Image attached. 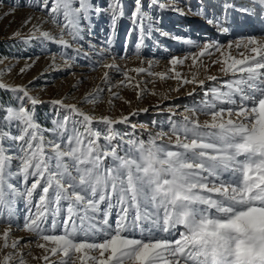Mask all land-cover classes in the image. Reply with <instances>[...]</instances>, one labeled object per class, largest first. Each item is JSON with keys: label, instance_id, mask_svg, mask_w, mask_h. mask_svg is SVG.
<instances>
[{"label": "snow or ice", "instance_id": "snow-or-ice-1", "mask_svg": "<svg viewBox=\"0 0 264 264\" xmlns=\"http://www.w3.org/2000/svg\"><path fill=\"white\" fill-rule=\"evenodd\" d=\"M257 3L264 6V0ZM43 5L47 8L48 0ZM159 7L183 14L174 3ZM102 11L109 13L114 31L124 15L122 0H109L104 9L92 0H54L50 14L60 27V37L34 25L28 38L39 33L45 40L71 47L64 33L73 41L82 40L81 20ZM131 19L139 27L142 44L152 22L141 11V0H136ZM216 27L229 30L222 23ZM186 43L194 45L191 40ZM141 44L136 45L137 54ZM215 53L219 56L211 63L219 64V71L230 79L210 89L211 99L201 108L208 119L201 123L185 117L168 133L150 134L147 140L125 139L114 129L128 123L129 116L96 117L63 100L50 103L69 114L54 121L53 129H42L34 119V106L42 101L24 86L0 82V89L22 94L16 97L18 106L0 108L4 113L0 115V219L9 224L0 234V252L18 249L25 239L9 243L13 207L22 198L27 215L21 230L35 237V246L43 251L36 259L44 264H264V35L227 45L209 42L187 56H174L169 61L171 78L202 86L204 80L196 74L183 77L176 66L188 59L193 67L198 62L203 66L200 58ZM103 67L120 71L115 64ZM145 71L144 67L125 69L118 86L139 88L129 72ZM149 75L166 78L160 72ZM103 80L108 83V72ZM112 95L119 98L118 93ZM99 99L93 93L85 96V102L92 104ZM94 122L105 126L103 132ZM10 127L17 134L4 130ZM45 131L52 132V138ZM8 139L12 148L19 142L15 155L4 146ZM13 160L18 161L15 171ZM14 179L24 184L23 191ZM14 255L19 257L15 264H27L18 252L4 254L0 264H13Z\"/></svg>", "mask_w": 264, "mask_h": 264}, {"label": "rangeland", "instance_id": "rangeland-1", "mask_svg": "<svg viewBox=\"0 0 264 264\" xmlns=\"http://www.w3.org/2000/svg\"><path fill=\"white\" fill-rule=\"evenodd\" d=\"M256 1L141 0V11L152 22V31L150 34L145 33L141 44L139 27L131 19L136 10V0H122L124 15L118 20L114 31L109 13H90L88 20L80 22L83 39L73 41L65 32L64 38L71 44V47H65L54 40L39 37V33L36 38H28L34 25L57 39L60 37V27L53 23L50 14L54 0H48L47 8L44 7L43 0H0V82L10 86H24L31 96L42 101L34 106V119L42 129H53L54 121H60L69 114L60 105L51 104L52 100L75 104L82 111L96 117L107 115L117 119L122 115L129 116L128 123L113 126L125 139L147 140L150 134L168 133L173 124L182 123L185 117L198 118L202 123L208 119L201 108L205 101L211 99L210 89L221 87L224 81L230 79L219 71V64L211 63L219 53L200 58L203 66L198 62L193 67L191 59L176 66V71L182 73L183 77L191 79L196 74L198 79L204 80L202 86L183 84L182 81L171 78L174 73L169 61L174 56L182 58L197 52L199 46L205 43L227 45L250 35H264V6ZM92 3L104 9L109 0H92ZM161 3H174L183 14L170 8H160ZM13 8L15 11L11 12ZM244 9L247 11H243ZM10 12L11 14H6ZM201 12L203 15L198 14ZM29 18L30 22L25 23ZM57 19L62 21V16L58 15ZM217 23L227 27L228 32L219 31ZM17 32L21 35L16 36ZM109 40L111 44L108 43ZM188 40L193 41L194 45L186 43ZM137 44H141L138 54ZM77 49L80 50L79 53ZM104 64L118 65L120 71L105 68ZM136 67L146 69L140 74L129 72V76L134 78L132 84L139 82V88L118 86L124 80L123 71ZM22 68L26 70L21 72ZM149 71L165 73L166 78L149 75ZM105 72L109 74L108 83L103 80ZM209 75L218 79L208 80ZM98 89L103 91L98 92ZM89 93L99 96V101L95 104L85 102V96ZM112 93H118L119 98ZM138 93H141L139 98ZM17 95L22 94L0 89V108L18 106ZM25 104L30 109L33 107L27 101ZM133 112L138 114L130 115ZM94 127L102 132L105 128L103 124L95 122ZM4 130L11 135L17 134L15 127ZM44 135L52 138L53 133L45 131ZM166 139L165 137V141ZM12 143L11 139L4 142L9 155L16 154L19 144L16 142L17 147L12 148ZM17 163L18 161L13 160V171L16 170ZM12 182L23 191L22 182L18 183L15 179ZM115 211L114 209L113 216ZM26 215V202L22 198L18 199L13 207L9 243L21 237L25 239L21 240L18 249L9 247L0 252V259L6 253L18 252L27 264H44L41 259H36L43 255V251L35 246V237L21 230ZM4 216L7 217V209L4 210ZM8 227V222L0 219V234ZM29 240L33 242L28 243ZM0 244H3L2 239ZM18 258L14 255L13 264Z\"/></svg>", "mask_w": 264, "mask_h": 264}, {"label": "bare ground", "instance_id": "bare-ground-1", "mask_svg": "<svg viewBox=\"0 0 264 264\" xmlns=\"http://www.w3.org/2000/svg\"><path fill=\"white\" fill-rule=\"evenodd\" d=\"M255 2V1H254ZM257 2V1H256Z\"/></svg>", "mask_w": 264, "mask_h": 264}]
</instances>
